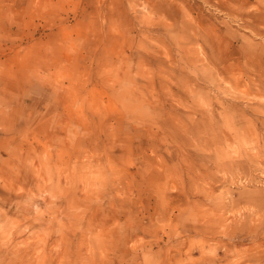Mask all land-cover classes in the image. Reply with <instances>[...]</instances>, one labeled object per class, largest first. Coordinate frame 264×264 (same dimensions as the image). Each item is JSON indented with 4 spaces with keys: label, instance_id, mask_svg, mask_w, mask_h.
<instances>
[{
    "label": "rangeland",
    "instance_id": "1",
    "mask_svg": "<svg viewBox=\"0 0 264 264\" xmlns=\"http://www.w3.org/2000/svg\"><path fill=\"white\" fill-rule=\"evenodd\" d=\"M0 264H264V0H0Z\"/></svg>",
    "mask_w": 264,
    "mask_h": 264
},
{
    "label": "bare ground",
    "instance_id": "2",
    "mask_svg": "<svg viewBox=\"0 0 264 264\" xmlns=\"http://www.w3.org/2000/svg\"><path fill=\"white\" fill-rule=\"evenodd\" d=\"M253 120V119H252ZM258 121V120H257ZM251 133V132H250ZM257 133V132H256ZM226 134V133H225ZM224 135V134H223ZM231 136V135H230ZM254 136H255V133H254ZM225 138V137H224ZM229 139V138H228ZM225 142V141H224ZM253 144V143H252ZM255 148V147H254ZM260 148V147H259ZM247 151V150H246ZM252 159V158H251ZM254 159V158H253ZM245 160V159H244ZM218 162V161H217ZM238 163V162H237ZM251 165V164H250ZM231 167V166H230ZM222 180V179H221ZM219 183V182H218ZM206 186V185H205ZM204 189V188H203ZM213 191V190H212ZM228 192V191H227ZM56 211V210H55ZM33 212V211H32ZM25 213V212H24ZM58 213V212H57ZM69 213V212H68ZM57 214H55V216H56ZM208 217H210V216H208ZM27 226L29 227V225L27 224V223H24L22 226H20L21 228L20 229H18L17 230V233L19 234V233H21L23 230H24V228H27ZM55 240V239H54ZM37 245L35 244L34 245V247H36ZM33 247V246H32ZM33 247V248H34Z\"/></svg>",
    "mask_w": 264,
    "mask_h": 264
}]
</instances>
